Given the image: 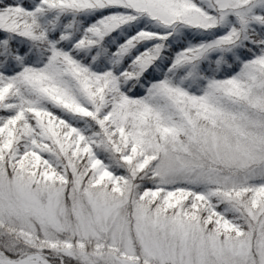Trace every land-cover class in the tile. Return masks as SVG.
Listing matches in <instances>:
<instances>
[{
	"label": "snow or ice",
	"instance_id": "obj_1",
	"mask_svg": "<svg viewBox=\"0 0 264 264\" xmlns=\"http://www.w3.org/2000/svg\"><path fill=\"white\" fill-rule=\"evenodd\" d=\"M0 264H264V0H0Z\"/></svg>",
	"mask_w": 264,
	"mask_h": 264
},
{
	"label": "trees",
	"instance_id": "obj_2",
	"mask_svg": "<svg viewBox=\"0 0 264 264\" xmlns=\"http://www.w3.org/2000/svg\"><path fill=\"white\" fill-rule=\"evenodd\" d=\"M137 94H140V93H137Z\"/></svg>",
	"mask_w": 264,
	"mask_h": 264
}]
</instances>
